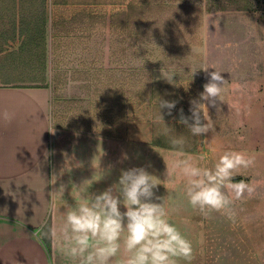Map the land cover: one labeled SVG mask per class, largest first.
Segmentation results:
<instances>
[{"label": "rangeland", "instance_id": "374dc122", "mask_svg": "<svg viewBox=\"0 0 264 264\" xmlns=\"http://www.w3.org/2000/svg\"><path fill=\"white\" fill-rule=\"evenodd\" d=\"M132 2L136 0H69L56 5L48 0L49 83L44 86L52 92V129L76 127L110 138L127 134L129 126L136 125L139 134L151 131L153 149L173 153L153 145L154 135L158 141L163 136L155 134L149 119L152 106L159 97L178 101L172 116L163 113L178 134L184 133V126L176 123L180 109L190 115V101L203 91L208 73L221 71L226 80L223 101H217L219 111L209 107L214 130L190 139L185 154L204 155L209 166L229 149L255 155V167L235 179L254 183L256 192L253 198L236 202L235 216L246 214L250 229L257 223L264 228V11H242L245 0H139L140 6L147 4L148 12L146 6L135 4L132 16L119 17ZM21 42L18 36L9 48L17 50ZM193 60L210 66L208 71L198 70L192 79L190 66L185 65V73L175 76L173 84L162 77L164 65ZM24 62L4 65L5 75L14 70L24 74ZM12 77L25 85L36 78L29 73ZM112 84L116 99L106 98ZM241 135L246 137L243 143L237 139ZM165 143L171 147L166 137ZM160 155H138V163L148 166L152 156ZM232 223L236 228L241 221ZM217 239L223 246L225 235Z\"/></svg>", "mask_w": 264, "mask_h": 264}, {"label": "crops", "instance_id": "0c3cea01", "mask_svg": "<svg viewBox=\"0 0 264 264\" xmlns=\"http://www.w3.org/2000/svg\"><path fill=\"white\" fill-rule=\"evenodd\" d=\"M15 40L0 39V264H68L46 233L62 223L65 201L74 205L79 200L77 186L84 180H99L101 167L108 174L94 182L90 191H103L118 179L121 169L143 166L138 155L147 156V152L161 153L144 167L164 180L166 164L171 166L175 156L169 150L153 149L151 131L139 134L136 125H130L127 134L110 138L76 127L52 129L51 90L38 85L35 78L29 85L13 82L17 78L12 76L36 77L35 66L26 64L21 67L24 74L14 70L5 75L4 65L15 67L21 62L18 54L23 41L17 50L9 48ZM5 113L12 119H6ZM165 183L168 190L161 184L157 195L166 196L172 218L193 241L192 264H264L263 226L257 223L250 229L246 214L231 220L218 213L205 218L187 205L178 176L174 183ZM233 220L241 223L234 228ZM224 235L220 246L217 238Z\"/></svg>", "mask_w": 264, "mask_h": 264}, {"label": "clouds", "instance_id": "9594fccd", "mask_svg": "<svg viewBox=\"0 0 264 264\" xmlns=\"http://www.w3.org/2000/svg\"><path fill=\"white\" fill-rule=\"evenodd\" d=\"M185 65L190 66L188 73L192 79L198 70L207 72L210 67L195 60L164 65L162 77L172 83L175 76L184 72ZM222 73L216 69L208 73L203 91L190 101V115L180 109L176 123L184 126V133L178 134L175 127L165 121L162 111L172 116L178 101L159 97L149 114L155 134L167 138L177 157L171 166L166 164L164 180L144 166H134L121 169L118 179L103 191L91 192L93 183L108 174L100 167L99 180L91 183L84 180L76 185L79 200L74 205L65 201L62 223L50 227L46 233L68 264H192L193 241L172 218L166 196L157 195L159 185L167 188L165 181L174 183L177 176L182 180L180 191L187 205L205 218L218 213L234 219L236 202L254 197L255 184L236 182L235 178L255 167V155L229 149L219 154L210 166L204 155L185 156L190 139L204 137L209 130H214L209 107L219 111L217 101H223L226 80ZM5 118L11 120L12 115L5 113ZM237 139L243 143L246 137L241 135ZM124 159H128L127 154ZM61 187L63 195L65 186L59 189Z\"/></svg>", "mask_w": 264, "mask_h": 264}, {"label": "trees", "instance_id": "16d2710c", "mask_svg": "<svg viewBox=\"0 0 264 264\" xmlns=\"http://www.w3.org/2000/svg\"><path fill=\"white\" fill-rule=\"evenodd\" d=\"M255 0H245V6L241 8L242 11L250 12H263L264 0H260L261 3H253ZM69 0H55L56 5L67 4ZM130 3L128 11L121 13L118 16L125 18L132 16L133 10L137 9V4L140 6L141 2ZM147 4L142 3V8ZM158 4H155L157 7ZM48 0H0V39H4L6 42L9 40H15L18 36L22 38V46L20 53L18 54V61H26L27 64L35 66L38 70L36 76V82L41 87L46 84V64H47V32H48V17H47ZM154 8V7H152ZM149 7L146 6L144 12L149 11ZM150 17V16H149ZM176 18L174 17V20ZM16 56V55H14ZM147 80L151 78V75H147ZM114 84L108 87L106 98L118 96L113 94ZM47 88V87H46ZM114 91H120L114 89ZM124 98L122 92L121 98ZM113 100V98L111 99ZM153 105V109H154ZM118 108V107H117ZM124 107L122 106V110ZM163 112L166 110H162ZM110 112L115 113L116 110L111 108ZM161 141L153 137V145L158 148L172 149L165 143V137H162ZM240 181V180H239Z\"/></svg>", "mask_w": 264, "mask_h": 264}]
</instances>
